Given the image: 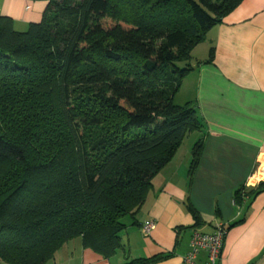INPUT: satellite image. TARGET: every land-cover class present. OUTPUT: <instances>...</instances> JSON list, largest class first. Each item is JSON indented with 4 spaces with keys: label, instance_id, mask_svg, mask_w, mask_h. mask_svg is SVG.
Returning a JSON list of instances; mask_svg holds the SVG:
<instances>
[{
    "label": "trees",
    "instance_id": "trees-1",
    "mask_svg": "<svg viewBox=\"0 0 264 264\" xmlns=\"http://www.w3.org/2000/svg\"><path fill=\"white\" fill-rule=\"evenodd\" d=\"M28 1L47 6L24 33L0 16V264H49L76 239L110 259L154 177L202 130L195 104L174 98L192 51L243 0Z\"/></svg>",
    "mask_w": 264,
    "mask_h": 264
},
{
    "label": "crops",
    "instance_id": "crops-1",
    "mask_svg": "<svg viewBox=\"0 0 264 264\" xmlns=\"http://www.w3.org/2000/svg\"><path fill=\"white\" fill-rule=\"evenodd\" d=\"M46 6L0 0V16L14 28L28 27L41 22ZM191 57L194 70L175 103H194L202 130L184 139L152 180L138 213L124 220L116 255L105 259L76 239L62 246L54 264H128L154 257L161 260L152 264H186L193 232L211 234L217 225L227 230L217 264H264V191L236 203L239 190L250 193L264 183V0H243ZM200 141L202 151L191 169ZM148 221L156 226L144 236L141 226ZM205 261L200 252L197 264Z\"/></svg>",
    "mask_w": 264,
    "mask_h": 264
},
{
    "label": "built area",
    "instance_id": "built-area-1",
    "mask_svg": "<svg viewBox=\"0 0 264 264\" xmlns=\"http://www.w3.org/2000/svg\"><path fill=\"white\" fill-rule=\"evenodd\" d=\"M155 226V222L148 221L141 226L140 231L144 236H148L155 229ZM226 234L227 230L222 225H217L211 234L194 231L190 240V251L183 258V261L186 264H197L199 253L205 252L206 261L204 264H217L221 257Z\"/></svg>",
    "mask_w": 264,
    "mask_h": 264
},
{
    "label": "rangeland",
    "instance_id": "rangeland-1",
    "mask_svg": "<svg viewBox=\"0 0 264 264\" xmlns=\"http://www.w3.org/2000/svg\"><path fill=\"white\" fill-rule=\"evenodd\" d=\"M27 26H19V25H17V26H15V28H14V30L16 31V32H25V31H27ZM176 97V96H175ZM174 101H175V98H174ZM187 142V141H186ZM186 144V143H185ZM183 152H184V150H183ZM49 264H54V261L53 262H51V263H49Z\"/></svg>",
    "mask_w": 264,
    "mask_h": 264
}]
</instances>
